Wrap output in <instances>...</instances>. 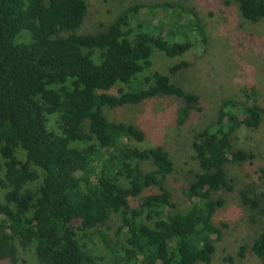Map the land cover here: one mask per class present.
<instances>
[{"label":"trees","instance_id":"obj_1","mask_svg":"<svg viewBox=\"0 0 264 264\" xmlns=\"http://www.w3.org/2000/svg\"><path fill=\"white\" fill-rule=\"evenodd\" d=\"M235 1L246 22L264 23V0ZM138 10L82 34L87 0H0V264H212L217 257L215 220L225 202L216 194L234 190L230 165L256 158L238 136L264 120L259 91L248 84L240 98L222 101L215 122L194 138L193 180L176 191L170 154L139 146L144 131L109 120L104 109L175 97L188 119L199 117L202 99L172 81L188 64L162 73L153 70L154 56L190 52L195 28L202 44L207 39L189 21L168 41L132 24ZM260 186L239 193L255 216L264 215ZM247 253L264 264V225L239 256Z\"/></svg>","mask_w":264,"mask_h":264},{"label":"rangeland","instance_id":"obj_2","mask_svg":"<svg viewBox=\"0 0 264 264\" xmlns=\"http://www.w3.org/2000/svg\"><path fill=\"white\" fill-rule=\"evenodd\" d=\"M87 5L88 13L79 30L82 34H98L124 11L136 8L139 10L132 24L141 23L168 41L174 39V32L186 30L189 21L204 28L206 44H202L195 28L189 32L196 38L195 42L191 37L195 46L190 52L174 59L156 53L153 66L154 71L168 73L176 64H188L173 76L172 81L202 99L206 110L198 113L199 117L188 119L185 105L175 97H154L144 104L121 110L104 109L109 120L131 123L144 131L147 139L139 146H162L170 154L177 169L171 187L179 191L193 180L197 170L192 148L194 138L215 122L224 99L240 98L241 90L250 84L258 88V103L264 107V23L246 22L235 0H87ZM176 21L179 27L173 29L172 24ZM112 93L116 94V91ZM238 137V145L254 153L256 158L250 166L230 165L234 190L216 194L225 203L215 220L222 239L217 243L218 253L212 264H232L225 260L228 257L234 260L233 264H259L252 254L240 257L239 253L263 227L264 215H253L239 193L258 184H262L259 192L264 193V120L258 129L246 130Z\"/></svg>","mask_w":264,"mask_h":264}]
</instances>
